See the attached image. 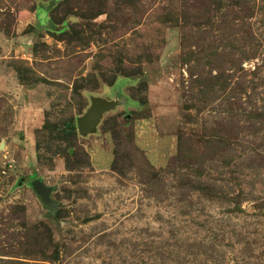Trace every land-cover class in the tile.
<instances>
[{
  "label": "rangeland",
  "instance_id": "1",
  "mask_svg": "<svg viewBox=\"0 0 264 264\" xmlns=\"http://www.w3.org/2000/svg\"><path fill=\"white\" fill-rule=\"evenodd\" d=\"M0 264H264V0H0Z\"/></svg>",
  "mask_w": 264,
  "mask_h": 264
},
{
  "label": "water",
  "instance_id": "2",
  "mask_svg": "<svg viewBox=\"0 0 264 264\" xmlns=\"http://www.w3.org/2000/svg\"><path fill=\"white\" fill-rule=\"evenodd\" d=\"M119 105V101H108L100 97H92V103L87 113L77 119L78 132L81 136L94 135L101 123L104 113L114 110ZM32 188L41 197L46 205L54 207L50 198L51 190L40 180L32 182Z\"/></svg>",
  "mask_w": 264,
  "mask_h": 264
},
{
  "label": "trees",
  "instance_id": "3",
  "mask_svg": "<svg viewBox=\"0 0 264 264\" xmlns=\"http://www.w3.org/2000/svg\"><path fill=\"white\" fill-rule=\"evenodd\" d=\"M72 127H74V128H75V125H72Z\"/></svg>",
  "mask_w": 264,
  "mask_h": 264
}]
</instances>
